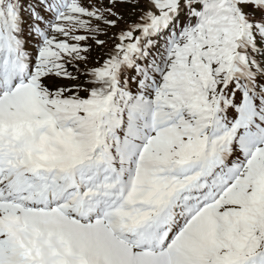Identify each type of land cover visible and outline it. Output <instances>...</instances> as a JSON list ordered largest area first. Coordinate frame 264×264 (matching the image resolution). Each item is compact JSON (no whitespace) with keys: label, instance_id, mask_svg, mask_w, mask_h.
Segmentation results:
<instances>
[{"label":"snow or ice","instance_id":"6c2138e0","mask_svg":"<svg viewBox=\"0 0 264 264\" xmlns=\"http://www.w3.org/2000/svg\"><path fill=\"white\" fill-rule=\"evenodd\" d=\"M0 264H264V0H0Z\"/></svg>","mask_w":264,"mask_h":264}]
</instances>
